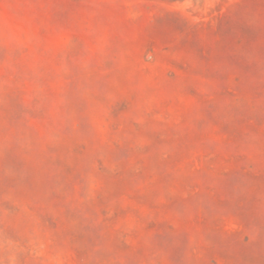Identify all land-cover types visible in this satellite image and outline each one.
I'll list each match as a JSON object with an SVG mask.
<instances>
[{
  "label": "rangeland",
  "instance_id": "1",
  "mask_svg": "<svg viewBox=\"0 0 264 264\" xmlns=\"http://www.w3.org/2000/svg\"><path fill=\"white\" fill-rule=\"evenodd\" d=\"M0 264H264V0H0Z\"/></svg>",
  "mask_w": 264,
  "mask_h": 264
}]
</instances>
